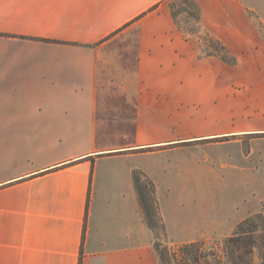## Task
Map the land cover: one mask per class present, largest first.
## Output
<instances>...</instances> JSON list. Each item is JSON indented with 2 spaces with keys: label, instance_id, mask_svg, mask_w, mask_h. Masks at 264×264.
Here are the masks:
<instances>
[{
  "label": "crops",
  "instance_id": "crops-1",
  "mask_svg": "<svg viewBox=\"0 0 264 264\" xmlns=\"http://www.w3.org/2000/svg\"><path fill=\"white\" fill-rule=\"evenodd\" d=\"M171 1L0 0V264H160L145 179L169 235L159 171L242 137L264 167V0H190L191 34Z\"/></svg>",
  "mask_w": 264,
  "mask_h": 264
},
{
  "label": "rangeland",
  "instance_id": "rangeland-1",
  "mask_svg": "<svg viewBox=\"0 0 264 264\" xmlns=\"http://www.w3.org/2000/svg\"><path fill=\"white\" fill-rule=\"evenodd\" d=\"M170 6L183 32H198V13L190 0H172ZM201 41L202 54L219 51L206 35H201ZM154 127L159 131L164 128ZM219 142L226 143L192 150L193 179L198 180H193L191 189H183L174 170L156 175L158 197L171 222L168 235L160 214V222L156 221L154 234L162 255L160 264H264L262 158H251L249 137ZM202 168L209 170L206 177L196 173ZM149 190L145 189V195L150 194ZM248 218L253 221L243 227L241 241L226 245L238 224Z\"/></svg>",
  "mask_w": 264,
  "mask_h": 264
},
{
  "label": "trees",
  "instance_id": "trees-1",
  "mask_svg": "<svg viewBox=\"0 0 264 264\" xmlns=\"http://www.w3.org/2000/svg\"><path fill=\"white\" fill-rule=\"evenodd\" d=\"M210 43H214L216 45V47L219 48V51L215 50V52L213 53H210L208 55H215L217 56L218 58H220L221 60L225 61L226 63H229V64H233L234 63V59L231 58L226 50V48L224 46H222L219 42L211 39L210 37H208ZM233 62V63H232ZM139 182V179L137 180ZM150 189V194L147 196L145 195V189ZM138 190L140 191L139 189V183H138ZM142 203H143V210H144V215H145V220L147 222V224L149 225V227L151 229H153V231L155 230L156 228V221L160 222V216H159V209H158V204H157V200L155 198V189H154V186L153 184L145 179L144 180V189H143V194H142ZM253 219L251 218H248V219H245L243 220L242 222H240L236 228V232L234 233V236L227 239L225 241V244L226 245H237L241 240L239 239V235L243 234V227L248 224V223H252ZM252 233V231H251ZM252 235V234H251ZM155 250L158 254V257H159V261L161 262L162 261V255L160 254L159 252V246L158 244L155 243ZM187 247V244L186 245H182V248H186Z\"/></svg>",
  "mask_w": 264,
  "mask_h": 264
}]
</instances>
